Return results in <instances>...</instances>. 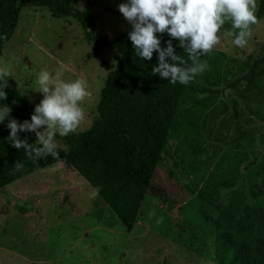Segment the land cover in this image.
<instances>
[{
	"label": "rangeland",
	"instance_id": "374dc122",
	"mask_svg": "<svg viewBox=\"0 0 264 264\" xmlns=\"http://www.w3.org/2000/svg\"><path fill=\"white\" fill-rule=\"evenodd\" d=\"M122 2L69 0L78 10L90 8L96 30L108 39L131 27L117 10ZM229 30L226 22L212 50L223 55L230 75L185 107L193 106L188 130L178 124L169 132L132 229L72 168L56 162L0 190V264H217L213 242L220 210L232 196L248 193V180L258 182L264 174V75L251 88L244 81L230 86L244 75L237 72L240 63L264 56V16L251 26L244 48L231 43ZM116 55L106 47L94 52L75 20L25 4L0 69L8 73L7 87L33 106L43 98L36 84L41 70L84 81V117L73 131L79 132L98 117L100 91ZM56 141L64 148L59 135Z\"/></svg>",
	"mask_w": 264,
	"mask_h": 264
},
{
	"label": "trees",
	"instance_id": "16d2710c",
	"mask_svg": "<svg viewBox=\"0 0 264 264\" xmlns=\"http://www.w3.org/2000/svg\"><path fill=\"white\" fill-rule=\"evenodd\" d=\"M25 4L46 8L55 19L75 20L94 52L103 47L117 52L116 64L100 91L96 121L84 131L60 137L64 148H57L56 158L47 156L34 160L24 149L14 148L6 139L8 119L17 122L29 119L34 106L18 91L4 88L7 99L0 104H7L11 111L4 124H0V190L56 162H64L95 193L99 189L97 196L120 223L131 230L155 169L162 163L169 132L178 124L188 130L193 106L185 107L197 103V95L209 92V87L228 77L231 70L223 62V55L212 50L201 57L208 65L205 72L199 74L201 83L197 78L188 85L169 83L151 73L157 63L156 53L150 61L140 60L134 54L127 38L131 27L108 39L96 30L92 10H78L69 0H0V57L17 28ZM256 16H264V0H258ZM160 38L163 47L169 37L160 34ZM172 43L176 54L187 60V53L177 46L178 41L174 39ZM237 72L244 75L231 81L230 86L241 81L248 88L255 86V79L264 75V56L251 64L240 63ZM0 86H3L2 81ZM19 136L37 146L33 133ZM17 162L23 165L19 170L15 168ZM19 211L24 213L26 209L19 205ZM213 251L217 264H264V174L258 182L248 180V193L232 196L229 205L220 210Z\"/></svg>",
	"mask_w": 264,
	"mask_h": 264
},
{
	"label": "clouds",
	"instance_id": "9594fccd",
	"mask_svg": "<svg viewBox=\"0 0 264 264\" xmlns=\"http://www.w3.org/2000/svg\"><path fill=\"white\" fill-rule=\"evenodd\" d=\"M256 0H124L118 12L131 25L128 40L134 54L143 61H150L156 53L152 75L172 84L188 85L197 75L203 74L208 65L201 57L210 53L219 43L217 33L225 23H230L227 35L231 43L244 48L248 43L251 26L257 22ZM160 34L168 40L161 46ZM187 53V60L176 54L173 40ZM190 61V63H189ZM8 73L0 69V81ZM62 73L54 75L41 70L36 75L38 91L43 98L33 108L29 119L17 122L8 119L6 139L16 149H24L32 159L58 156L56 136L65 137L75 131L84 117L81 101L88 95L84 81H65ZM3 81L0 101L7 99ZM10 107L0 104V124L9 117ZM20 133H33L35 144L20 139ZM23 167L17 162V170ZM99 189H96L98 194Z\"/></svg>",
	"mask_w": 264,
	"mask_h": 264
}]
</instances>
